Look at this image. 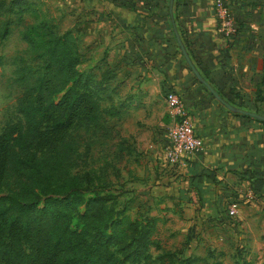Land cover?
Returning <instances> with one entry per match:
<instances>
[{
  "label": "crops",
  "instance_id": "crops-1",
  "mask_svg": "<svg viewBox=\"0 0 264 264\" xmlns=\"http://www.w3.org/2000/svg\"><path fill=\"white\" fill-rule=\"evenodd\" d=\"M49 2L63 22L71 20L62 26L79 33L80 68H91L101 81L100 104L112 111L106 115L111 131L106 138L116 157L112 170L123 182L117 197L126 196L130 215L153 216L155 226L181 214L179 238L191 244L184 254L215 253L214 244L236 230L261 231L264 124L233 114L196 78L170 16L174 10L195 60L223 98L264 114V98H255L264 75V0H228L240 21L228 46L214 43L222 32L213 0H176L175 7L172 0L171 10L170 0L46 1L50 7ZM259 87L264 96V84ZM167 90L180 95L201 139L197 151L175 163L164 157L171 119Z\"/></svg>",
  "mask_w": 264,
  "mask_h": 264
},
{
  "label": "trees",
  "instance_id": "trees-1",
  "mask_svg": "<svg viewBox=\"0 0 264 264\" xmlns=\"http://www.w3.org/2000/svg\"><path fill=\"white\" fill-rule=\"evenodd\" d=\"M33 3L0 0V12L6 14L0 20V38L9 34L15 22L22 23L20 38L36 62L22 60L16 67L17 117L0 129V264H135L150 259L161 264H227L220 259L207 262L205 255L214 254L212 249L205 255L162 249L153 236L155 217L131 216L126 203H119L109 187L105 170L71 171L79 160L80 130L89 138L95 133L109 136L106 115L112 111L100 104L101 81L91 68H80L84 53L79 33L63 27L61 15L26 21V11H44ZM170 17L191 61L210 83L174 10ZM234 19L236 34L240 21ZM214 43L228 46L230 41L222 33ZM259 84H264V75L257 83L256 99L264 98ZM232 113L264 124L247 113ZM85 147L88 150L89 139ZM151 248L161 252L152 255Z\"/></svg>",
  "mask_w": 264,
  "mask_h": 264
},
{
  "label": "rangeland",
  "instance_id": "rangeland-1",
  "mask_svg": "<svg viewBox=\"0 0 264 264\" xmlns=\"http://www.w3.org/2000/svg\"><path fill=\"white\" fill-rule=\"evenodd\" d=\"M43 6H39L42 13H32V11H26L24 13L25 20H36L41 16H59L62 17V12H59L53 3L49 2L50 7L45 3L49 0H42ZM6 16L4 12H0V20ZM10 17L14 14L10 13ZM66 24L71 22L67 19ZM62 19V25H65ZM22 23H14L11 26L9 34L1 39L0 38V129L4 123L10 119L17 117L14 110L15 98L20 91V87L16 81L13 80L15 76L16 67L22 62H30L31 65H35V61L30 58V50L28 44L20 38L19 31ZM22 58V59H21ZM82 139L79 140L78 152L80 153L78 164L71 167V171L83 172L90 171L100 172L105 170V179L110 183V188H118L120 191L114 192L116 195L121 194L123 189V182L121 178L115 174L112 170L115 161L113 141L111 138L103 137L96 134L88 137L84 130L81 129ZM89 139V148L86 150L85 142ZM96 180V179H95ZM114 184V186H113ZM85 184H83V187ZM126 196L118 197L119 203L126 202ZM125 199V200H124ZM127 203V202H126ZM129 204V203H127ZM174 207H177L176 205ZM133 211V208H129ZM170 214L154 226V235L160 237V243L162 249H169L174 252L185 253L187 248L191 247L189 239L186 237H180V232L177 230L182 227L183 219L181 214ZM165 217V216H164ZM177 217V218H176ZM261 231L248 232L249 235L242 234V231H234L232 235L227 237V240L222 243H215L214 254L205 255L207 262H213L214 259H220L227 264H264V223L259 225ZM177 230V231H176ZM259 233V234H257ZM156 238V237H155ZM210 245H207V248ZM223 247V248H222ZM204 250V249H203ZM220 251V252H219ZM152 255H156L161 251L151 248ZM205 252V251H204ZM135 264H161L159 259H150ZM196 264H205V261H197Z\"/></svg>",
  "mask_w": 264,
  "mask_h": 264
},
{
  "label": "built area",
  "instance_id": "built-area-1",
  "mask_svg": "<svg viewBox=\"0 0 264 264\" xmlns=\"http://www.w3.org/2000/svg\"><path fill=\"white\" fill-rule=\"evenodd\" d=\"M218 30L230 37L235 34L236 21L230 13L226 0H213ZM171 119L167 126L164 157L168 162H181L201 147V139L195 131L193 120L184 107L181 97L174 91L165 94ZM233 211V209H230Z\"/></svg>",
  "mask_w": 264,
  "mask_h": 264
},
{
  "label": "water",
  "instance_id": "water-1",
  "mask_svg": "<svg viewBox=\"0 0 264 264\" xmlns=\"http://www.w3.org/2000/svg\"><path fill=\"white\" fill-rule=\"evenodd\" d=\"M171 4H172V0H170V10H171ZM176 33V31H175ZM176 37L177 40L180 44L181 47V51L184 55V57L186 58V61L189 65V67L191 68L192 72L194 73V75L196 76V78L202 82L208 89L209 91L214 95V97L216 99H218L219 101H221L229 110L231 111H238V112H243V113H247L255 118L264 120V114L259 113L257 111H253V110H247L244 108H240L238 106L232 105L231 103H229L228 101H226L223 97H221V95L217 92V90L201 75V73L198 71V69L195 67V65L193 64V62L191 61L189 54L187 53L185 47L182 45L179 36L176 33Z\"/></svg>",
  "mask_w": 264,
  "mask_h": 264
}]
</instances>
